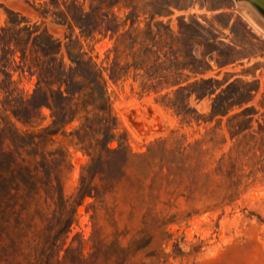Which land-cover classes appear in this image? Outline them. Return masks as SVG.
I'll return each mask as SVG.
<instances>
[{
	"label": "rangeland",
	"instance_id": "1",
	"mask_svg": "<svg viewBox=\"0 0 264 264\" xmlns=\"http://www.w3.org/2000/svg\"><path fill=\"white\" fill-rule=\"evenodd\" d=\"M235 0H0V264H264V36Z\"/></svg>",
	"mask_w": 264,
	"mask_h": 264
},
{
	"label": "water",
	"instance_id": "2",
	"mask_svg": "<svg viewBox=\"0 0 264 264\" xmlns=\"http://www.w3.org/2000/svg\"><path fill=\"white\" fill-rule=\"evenodd\" d=\"M235 1L237 4L236 9L240 13L242 12L243 7L247 8L251 12V14L253 13L257 16L258 23H260L261 26H263L264 28V0H235Z\"/></svg>",
	"mask_w": 264,
	"mask_h": 264
},
{
	"label": "bare ground",
	"instance_id": "3",
	"mask_svg": "<svg viewBox=\"0 0 264 264\" xmlns=\"http://www.w3.org/2000/svg\"><path fill=\"white\" fill-rule=\"evenodd\" d=\"M241 14L258 32H260L264 36V28L260 23H258L257 16L255 14H251V12L245 7H243Z\"/></svg>",
	"mask_w": 264,
	"mask_h": 264
}]
</instances>
